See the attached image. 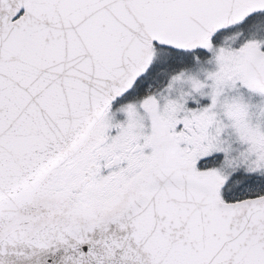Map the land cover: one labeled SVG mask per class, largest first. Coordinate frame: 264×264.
Listing matches in <instances>:
<instances>
[{
    "label": "snow or ice",
    "instance_id": "obj_1",
    "mask_svg": "<svg viewBox=\"0 0 264 264\" xmlns=\"http://www.w3.org/2000/svg\"><path fill=\"white\" fill-rule=\"evenodd\" d=\"M0 264H264V0H0Z\"/></svg>",
    "mask_w": 264,
    "mask_h": 264
}]
</instances>
